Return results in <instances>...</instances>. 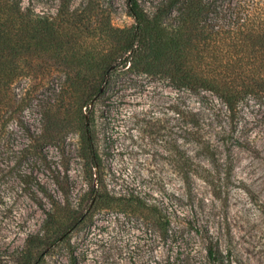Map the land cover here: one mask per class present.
I'll list each match as a JSON object with an SVG mask.
<instances>
[{
  "label": "rangeland",
  "instance_id": "1",
  "mask_svg": "<svg viewBox=\"0 0 264 264\" xmlns=\"http://www.w3.org/2000/svg\"><path fill=\"white\" fill-rule=\"evenodd\" d=\"M22 1L54 17L65 2L86 7L84 24L92 14L90 25L98 32H107L110 23H135L129 0ZM139 1L150 13L169 4ZM80 42L67 54L99 58L113 46L93 39L91 31ZM143 62L116 66L106 75L101 94L83 109L88 127L70 94L61 105V90L67 87L62 69L44 61L39 76L48 74L45 82L26 83L32 90L25 110L32 131L49 138L67 121L75 124L64 139L44 144V161L31 155L20 165L12 166V158L1 164L0 264H23L29 234L63 224L64 217L54 221L46 212L54 210L53 199L67 204L58 180L73 205L88 203L91 169L82 155L87 130L96 156L95 185L101 178L100 185L111 193L158 205L169 216L175 238L162 239L151 211L127 198L123 209H94L72 230L69 242L45 251L37 264H217L216 259L218 264H264V99L251 97L230 112L213 91L177 85L163 71L145 72ZM48 102L55 104L43 116ZM13 127L19 134L15 146L29 141L22 128ZM209 245L216 259L208 255Z\"/></svg>",
  "mask_w": 264,
  "mask_h": 264
},
{
  "label": "trees",
  "instance_id": "2",
  "mask_svg": "<svg viewBox=\"0 0 264 264\" xmlns=\"http://www.w3.org/2000/svg\"><path fill=\"white\" fill-rule=\"evenodd\" d=\"M168 3L167 7L160 5L150 13L139 0H129V13L135 23L129 27L110 23L107 32H98L99 27L90 25L94 20L92 14L86 19L90 23L84 24L86 7L72 8L70 2H65L60 15L54 17L38 13L22 0H0V169L4 160L5 164L10 163L9 158L14 162L12 166L22 164L31 155L34 160L44 161L47 157L44 144L64 139L75 124L67 121L49 138L32 131L28 124L25 110L32 90L26 83L39 78L45 82L48 74L39 76L44 61L64 71L67 87H62L61 105L65 102L64 95L70 94V103L86 127L89 118L83 109L101 94L106 75L116 66H127L141 58L145 72L163 71L177 85L211 90L230 112H237L251 97L264 99V0H168ZM90 31L96 41L108 40L113 45L111 52L99 58L67 54L78 48L76 45ZM47 52L50 57L42 60ZM47 104L43 116L52 112L55 102ZM13 124L22 128L29 140L18 147L14 140L19 134ZM85 137L88 146L82 155L92 178L88 203L84 206L83 199L73 205L67 189L58 180L67 204L53 199L54 210L46 212L49 219L65 220L62 225L29 234L23 264H37L45 251L69 242L72 230L86 221L94 209H123L126 204L123 200L127 198H135L138 207L151 211L162 239L175 238L169 216L158 205H148L137 195L111 193L100 185V177L98 186L95 185L92 169L96 156L88 130ZM33 178L38 188H43L39 179ZM207 251L210 258L216 259L212 245ZM216 260L218 264L220 259Z\"/></svg>",
  "mask_w": 264,
  "mask_h": 264
}]
</instances>
